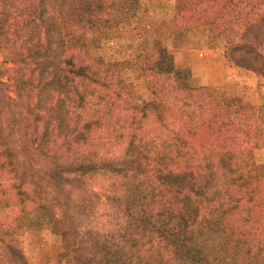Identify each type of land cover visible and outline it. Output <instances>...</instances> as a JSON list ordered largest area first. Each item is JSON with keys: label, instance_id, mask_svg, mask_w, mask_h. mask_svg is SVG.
<instances>
[{"label": "trees", "instance_id": "16d2710c", "mask_svg": "<svg viewBox=\"0 0 264 264\" xmlns=\"http://www.w3.org/2000/svg\"><path fill=\"white\" fill-rule=\"evenodd\" d=\"M23 3L19 12L17 0H0V51H7L17 65L13 89L0 80V195L12 191L22 210L46 206L29 186L35 169L52 164L45 124L54 125L57 135L67 140V152L79 162L80 171L103 167L123 179L150 176L162 185L168 215L189 228L186 237L173 226L136 234L88 230L83 233L74 264H264V198L257 192L264 187V180L240 183L229 177L225 190L203 189L189 147L215 151L264 144V117L258 106L239 97L220 98L205 86L188 83L166 91L149 82L161 107L146 111L115 92L114 72L107 71L110 78L106 79L102 71H96L93 82L113 88L119 102L130 104L123 123L116 128L117 132L127 131V122L131 131L120 157L90 159L92 150L69 146L79 131L65 98L67 85L58 80L56 68L62 62H72L68 54L71 35L101 30L110 23L111 0H34V8ZM176 12L178 21L203 19L211 28H225L235 36L227 56L264 75V0H176ZM152 114L163 122L150 134L144 127L157 122ZM84 124V130L90 131L99 126V120ZM73 188L113 202H127L129 195L124 185L102 193L78 184L68 186L67 199H71ZM142 192L134 190L133 201L145 198L144 189ZM56 200L61 208L69 206L62 197ZM236 223L249 228L236 232L240 229L235 228ZM206 231L220 234L237 251L223 262L210 260L206 248L192 239ZM7 234H14L9 227L6 234L0 233V264L3 255L17 260L24 257L15 240L6 239Z\"/></svg>", "mask_w": 264, "mask_h": 264}, {"label": "rangeland", "instance_id": "374dc122", "mask_svg": "<svg viewBox=\"0 0 264 264\" xmlns=\"http://www.w3.org/2000/svg\"><path fill=\"white\" fill-rule=\"evenodd\" d=\"M17 3L20 12L23 1ZM26 4L34 8V0L23 3ZM111 7V21L105 28L71 35L68 54L73 63L62 62L56 68L58 80L67 85L65 98L79 131L69 144L72 149L84 146L94 152L88 158L98 156L109 161L123 154L129 140V123L126 122L128 130L124 132H117L116 127L123 123L130 104L119 102L113 88L93 82L96 71H102L106 79L110 78L107 71L114 72L111 80L115 92H121L146 111L161 107L149 82L166 91L191 83L205 86L220 98H242L258 106L260 116L264 117V75L227 56L235 36L225 28H211L203 19L178 21L176 0H111ZM16 69L11 55L0 51V80L11 89ZM152 116L157 122L144 127L150 134L163 122L157 115ZM90 119L99 120V126L84 130V123ZM45 125L52 164L33 171L29 188L42 197L46 206L33 205L22 210L12 191L0 195V233L6 234L9 227L14 234H7L6 239L15 240L24 254L19 260L3 255L2 264H74L83 233L88 230L136 234L173 226L182 236H188L189 228L177 217L168 215L159 182L152 181L150 176L123 179L103 167L82 172L79 162L67 152V140L57 135L54 125ZM189 147L191 164L203 189L225 190L229 177L240 183L264 180V144L215 151H195L193 145ZM78 184L102 193L124 185L127 194L129 191L128 199L124 203L113 202L103 195L77 192L75 188L71 199H67L68 186ZM141 187L145 198L133 201L132 192L137 189L142 195ZM257 192L264 198V187ZM57 197L69 206L59 207ZM242 207L243 204L239 210ZM235 228H240L236 232H246L249 225L236 223ZM192 239L206 248L210 260L223 262L237 251L234 244L213 231L197 233Z\"/></svg>", "mask_w": 264, "mask_h": 264}]
</instances>
